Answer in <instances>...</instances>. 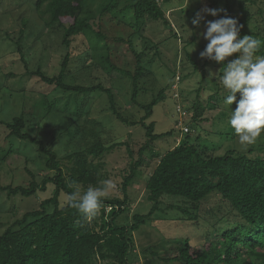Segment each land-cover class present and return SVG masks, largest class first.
I'll return each mask as SVG.
<instances>
[{"label": "trees", "instance_id": "trees-1", "mask_svg": "<svg viewBox=\"0 0 264 264\" xmlns=\"http://www.w3.org/2000/svg\"><path fill=\"white\" fill-rule=\"evenodd\" d=\"M26 2L18 0L16 6L22 7ZM172 2L35 0L33 7L45 25L46 35L52 41L61 39L63 57L54 74L46 71L43 63L36 71L28 68L23 41L29 20L25 15L20 17L23 29L19 38L14 39L10 31H5L6 39L21 55L26 72L21 77L10 73L0 78V98L24 99L28 93L40 91V99L34 113L22 112L11 120L0 114V136L10 143L8 149L0 150V199L6 206L0 208V218L14 220L6 229L0 228V264L144 262L141 252L159 256L153 250L156 245L138 251L134 233L148 221L158 224L163 218L167 220L171 212L175 218L173 229L183 227L179 223L186 228L182 241H174L178 250L163 260L178 264H264V132L254 144H239L228 124L230 110L237 105L224 103L226 89L219 78L210 77V72L218 73L223 65L199 60L192 50L201 37V24L208 21L202 15V3L194 10H179L185 21L176 23L178 31L167 17ZM206 2L207 8H223L229 17L237 19L243 26L241 37L254 35L264 40V1ZM197 13L203 17L198 28L192 23ZM148 22L163 26V41L145 35ZM187 28L192 31L190 37L183 36ZM175 38L183 46L168 71L170 82L164 87L159 84V73H165L168 66L163 62L162 49ZM111 42L126 45L133 57V68L119 64L117 49ZM258 54L264 55V48ZM76 60L83 62L75 71L72 64ZM155 61L159 66L153 67ZM115 76L129 79L132 86L126 112L112 85ZM185 80L195 81L190 92L181 89ZM169 90L179 103L177 112L199 127H183L181 139L173 148L161 152L156 143L173 132L157 134L156 122L150 120ZM141 96L148 97L146 102L140 101ZM98 98H105L102 110L112 115L110 127H105L106 121L93 118ZM239 98L237 93V102ZM191 99L194 100L190 103ZM51 117L50 125L56 131L62 127L58 132L68 139L69 150L62 156L54 147L58 134L50 135L53 137L48 140L38 134L40 125ZM113 124L131 129L141 126L145 136L135 144L131 137L123 141L116 137ZM13 141L35 146L39 153L38 172L29 168L32 159L25 160L23 171L30 177L26 185H16L14 175L9 174L19 169L7 166L11 156L20 155L11 145ZM117 150L122 151L126 164L112 169L109 158ZM147 167H153L146 184L147 200L152 203L150 213L135 214L131 224L119 225L118 219L131 204L128 191ZM105 179L114 185L113 192L109 188L105 198L106 208L92 221L84 222L64 198L77 186L83 192ZM50 190V197L42 200ZM35 197L34 208H20V201ZM165 197L175 201L165 204ZM175 235L167 236L168 240Z\"/></svg>", "mask_w": 264, "mask_h": 264}, {"label": "rangeland", "instance_id": "rangeland-1", "mask_svg": "<svg viewBox=\"0 0 264 264\" xmlns=\"http://www.w3.org/2000/svg\"><path fill=\"white\" fill-rule=\"evenodd\" d=\"M27 2L31 3H25L22 7L16 6L18 0H0V78H5L6 75L13 73L18 77H21L25 74L26 69L24 66L23 61L21 60V55L17 52V49L13 44H11L5 37V31H10L12 38H19L21 30L23 29L21 27L20 17L25 15L26 18L29 20L28 28L25 31V39L23 41V45L25 48V60L27 61L28 68L31 71H36L41 63H43V68L46 71H49V73L54 74L57 70L60 68L61 58L63 57V53L60 52L61 46H60V40H51L49 36L46 35V28L44 23L39 19L37 13L35 12V8L33 7V4L35 3V0H26ZM203 1V2H202ZM264 1V0H262ZM201 5L203 6V9L208 7V3L206 0H190L188 3V0H173L172 4L167 8L169 9L167 11V17L171 22L174 23V27L179 29V24L176 23H183L185 21V16L182 13H179L181 8H190V10H194L198 8ZM262 5V4H261ZM264 6V5H263ZM18 8V10H16ZM202 15L205 20L211 21L215 20L216 17H212L210 15H207L205 17L204 11L202 10ZM220 16H217L219 18ZM183 21H182V20ZM158 23V24H157ZM153 23L148 22L145 26V35L147 37H151L157 42L163 41L165 39V35L163 34L164 28L159 22ZM206 30V23L201 24L198 32L201 34ZM120 31V30H119ZM126 32L128 30L125 29ZM192 31L190 28H187V31L185 32V35L183 36H191ZM198 42L194 44L192 47V50L196 53V55H199L197 58L199 60H202L200 58V52L203 51V47H206L207 41L203 39L201 36L197 40ZM180 41H178L177 38L171 41V45H164L162 52H164L165 59H163V62L168 66V69H166V72L164 73L163 70L160 71V85L166 86L169 84L170 79V73L168 72L170 68L174 65L177 58L176 55L179 54V49L183 44ZM111 45L113 48L117 49V55H119V64L122 65H129L127 67L133 68V60H132V54L127 51L126 45H116L111 42ZM179 51V52H178ZM44 57H47L48 59L44 60ZM166 60V61H165ZM83 60H76L72 64V69L77 70L82 66ZM45 63V64H44ZM159 62L156 61L153 64V67L159 66ZM131 65V66H130ZM48 66V67H47ZM34 84V83H33ZM113 86L116 88V94L118 97V102L121 105V107L124 109V112H126L128 107V100L131 99V83L129 79L127 78H121L119 76H115V79L113 80ZM195 85V81H192V83L189 80H185L181 86V89L193 90L192 86ZM39 86H37L36 89ZM40 92V91H39ZM28 93V95L21 99V97L16 96L12 100H7L6 98L1 99L0 98V114L2 118L11 120L14 117L19 116L22 112H25L26 114L34 113L35 107L38 103V100L40 99V93ZM172 90H169L167 92V95L165 97V100L161 102L155 109L154 115L150 122L155 121L156 122V133L157 134H164L167 132H173L171 136L159 140L156 143V146L159 148L161 152H165L169 150L170 148H173V146L176 144L177 140L182 135V128L183 127H192V129H196L195 124L191 123L189 118H183L178 112H177V106L178 102L175 101L172 98ZM193 93V92H192ZM99 96V95H97ZM147 96H141L140 101L146 102ZM149 100V99H148ZM194 99L189 100L190 103ZM101 102V103H100ZM104 103L105 104V98L95 101V111L97 114L94 119L102 121H106L105 127L108 125L110 119H112V115H109L108 112H103L102 109H104ZM183 102L181 101V104ZM182 106L186 108V105L183 103ZM34 107V108H33ZM131 108V107H130ZM105 110V109H104ZM101 111V112H100ZM137 115L140 117L141 113H133L132 115ZM53 117L50 118V120H46L42 125H40V131L38 134L40 136L44 137L45 140L50 139V135L58 134L57 142L55 143L54 147L56 148V152L60 156H62L65 151L69 150V147H66V136L62 137L60 135V129L62 127L54 129L53 126L50 124L53 122ZM57 121V120H56ZM101 121V122H102ZM50 125V126H49ZM49 126V127H48ZM111 125L109 124L108 127ZM44 127L45 130H42ZM112 128L115 129V135L118 139L126 140L127 138L131 137L133 139V143L139 142L142 138L145 136V130L141 126H137L134 129H131L129 127H124L119 124H113ZM116 129H118V132L116 133ZM200 129V128H197ZM54 131V133H53ZM14 149L20 152L19 154H15L11 156L8 160L7 166H10V168L14 169L16 166H18V170L9 171L10 176L14 175L15 184L16 185H26L30 181V177L23 171V167L25 166V160L29 159V161L32 159V163L29 164V168L34 171L38 172L41 168V164L39 162V153L37 152V149L35 146L32 145H26L22 144L20 142L13 141L12 144ZM10 147L9 142H4L2 136H0V150L8 149ZM121 150H117L112 157H110V167L113 169H118L121 167V165L126 164L124 155L121 153ZM16 158V159H15ZM36 161H35V160ZM109 161V160H108ZM123 168V166L121 167ZM148 168V167H147ZM145 168L142 170L141 175L139 178H137L134 182V185L130 187L128 194L130 196V206L128 207V210L125 212L124 215H122L118 219L119 225H129L133 222V217L135 214H141V215H147L150 213V210L152 208V203H150L147 200L148 197V191L146 189L147 181L153 172L152 168ZM43 175V173H42ZM8 181V179L6 180ZM9 182V181H8ZM114 189V193H115ZM109 191L113 192V188L111 187ZM111 193V192H110ZM44 193H41L39 195H43ZM51 190L49 193L45 194L43 196V199H46L50 197ZM40 197V196H39ZM35 198H29L24 199L23 202H19L20 208L23 210H28L29 208H34L36 206ZM67 199V198H64ZM165 204L167 202L175 201V198L171 197H165L163 200ZM3 202L0 199V208L3 205ZM6 202V201H5ZM163 202V203H164ZM6 208V206L4 207ZM3 210V209H2ZM5 210V209H4ZM6 211V210H5ZM175 215L177 213L173 212ZM173 214V215H174ZM174 216H172V212L167 215V220L163 218V220L159 221L158 224L156 222L148 221L144 226L141 227L139 231L134 233L136 244L138 251H144V249H147L149 247H154V252L158 254L159 256H154L150 254V252H141L140 253V259H142L144 262H137L136 264H178L177 262H168L163 260L164 257L170 253H174L177 251L178 244L174 241H180L182 236L185 232V225L184 223H179L178 225H182L183 227H177L173 229L171 226L172 223H174ZM165 219V220H164ZM12 221L8 217L0 218V228L2 230L6 229L8 226L11 225ZM185 227V228H184ZM170 234H177L173 238V240L169 241L167 236ZM193 234V233H192ZM182 241V239H181ZM200 249V248H198ZM147 256V258H146Z\"/></svg>", "mask_w": 264, "mask_h": 264}, {"label": "clouds", "instance_id": "clouds-1", "mask_svg": "<svg viewBox=\"0 0 264 264\" xmlns=\"http://www.w3.org/2000/svg\"><path fill=\"white\" fill-rule=\"evenodd\" d=\"M203 11L212 17L224 15L206 22V30L201 36L207 44L200 52V58L223 65L218 73L210 72V77L219 78L226 89L228 94L224 103L232 105L235 102L237 105L235 110H230L228 124L240 145L254 144L264 132V55L258 54L264 48V40L254 35L241 37L243 26L237 19L229 17L223 8H205ZM202 19L197 13L193 25L198 28ZM234 54L238 55L229 60ZM237 93L240 94L238 102ZM111 187L114 185L108 179L83 192L77 186L67 194L68 204L84 222H90L106 208L104 201Z\"/></svg>", "mask_w": 264, "mask_h": 264}]
</instances>
